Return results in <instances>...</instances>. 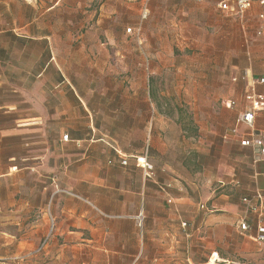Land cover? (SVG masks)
Returning a JSON list of instances; mask_svg holds the SVG:
<instances>
[{"label": "crops", "instance_id": "0c3cea01", "mask_svg": "<svg viewBox=\"0 0 264 264\" xmlns=\"http://www.w3.org/2000/svg\"><path fill=\"white\" fill-rule=\"evenodd\" d=\"M201 1L0 0V192L12 191L0 196V264H196L198 237L207 250V233L262 214L264 156L256 143L264 141V110L251 127L240 117L252 80L264 75L247 71L245 87L213 114L222 162L215 177L205 174L202 199L173 167L147 158V178L135 164L164 121L142 83L150 56L140 51V31L166 3L179 15L202 10ZM259 38L264 43V32ZM255 90L264 95V84ZM191 122L196 133L187 136L200 143ZM245 139L249 146H241ZM194 158L193 172L203 171L198 148ZM25 217L26 235L4 233L5 223Z\"/></svg>", "mask_w": 264, "mask_h": 264}, {"label": "rangeland", "instance_id": "374dc122", "mask_svg": "<svg viewBox=\"0 0 264 264\" xmlns=\"http://www.w3.org/2000/svg\"><path fill=\"white\" fill-rule=\"evenodd\" d=\"M218 1L203 0L197 3L202 10L189 14L181 8L179 15L173 14V8L166 3L154 20L140 31L144 39L140 51L150 56L149 76L143 75L142 83L149 86V100L158 107L156 116L164 120L158 125V134L143 142L144 155L160 167H173L185 183L194 180L201 199L206 193L205 174L215 177L222 162V152L215 148L216 141L210 134L216 127L213 114L224 106V97H235L234 92L245 87L247 71L249 76L264 75V43L256 34L260 29L258 21L253 17L241 23L238 18L227 17L218 12ZM171 21L175 25H171ZM123 79L122 75L116 77L118 84H122ZM123 84L128 85L127 81ZM191 120L199 128L200 143L187 136ZM196 148L200 153L199 164L204 167L198 173L193 172ZM0 155L2 161V147ZM210 186L215 193L220 187L215 181ZM8 194L11 196L12 191L0 192L4 198L9 197ZM244 221L250 226L245 233L238 229L240 222L234 230L225 227L207 233V244L210 242L207 250L203 248L204 235L198 237L191 258H197L196 264H208L211 255L217 253V262L213 264H264V243L255 240L257 224L264 226V211L261 215L252 213ZM16 224L5 223L4 233L24 236L29 232L27 217ZM202 252L209 259L203 258Z\"/></svg>", "mask_w": 264, "mask_h": 264}, {"label": "built area", "instance_id": "2783aa9c", "mask_svg": "<svg viewBox=\"0 0 264 264\" xmlns=\"http://www.w3.org/2000/svg\"><path fill=\"white\" fill-rule=\"evenodd\" d=\"M198 1V0H196ZM254 5L260 7L259 12L256 14V18L259 21L261 28L257 31V36H262L264 32V0H219L218 8L228 13L229 15L237 18L243 19L247 12H249ZM147 16L146 13H143L142 19H145ZM131 29H127L126 33H130ZM264 84V79H253L252 86L250 87L249 92L245 95V100L248 103V111L240 117V122L245 123L249 127L252 126L255 116L259 111L264 110V95L257 93L255 90L256 85ZM230 105H233L231 103ZM64 141L68 140V136L63 137ZM251 142L248 139L241 141V146H249ZM256 145L260 148V155L264 156V141H258ZM121 164L123 166L127 165V160H122ZM135 164L143 170L144 176L151 178L153 176V165L148 161L147 156H141L135 158ZM246 202V200H244ZM203 208V207H202ZM250 229V226L243 221L240 223V230L246 232ZM256 236L255 240L258 243H264V226L260 223L256 227ZM217 255V253H213ZM218 256V255H217ZM217 262V261H216ZM215 262V263H216Z\"/></svg>", "mask_w": 264, "mask_h": 264}, {"label": "bare ground", "instance_id": "6f19581e", "mask_svg": "<svg viewBox=\"0 0 264 264\" xmlns=\"http://www.w3.org/2000/svg\"><path fill=\"white\" fill-rule=\"evenodd\" d=\"M217 260V255H213L208 264H213Z\"/></svg>", "mask_w": 264, "mask_h": 264}, {"label": "trees", "instance_id": "16d2710c", "mask_svg": "<svg viewBox=\"0 0 264 264\" xmlns=\"http://www.w3.org/2000/svg\"><path fill=\"white\" fill-rule=\"evenodd\" d=\"M189 128H190V131H191L192 133H196V130H195L194 127L192 126V122H191V121L189 122Z\"/></svg>", "mask_w": 264, "mask_h": 264}]
</instances>
